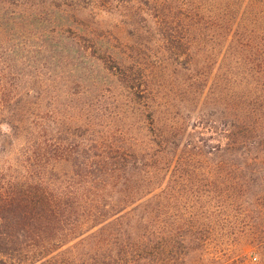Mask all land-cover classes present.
<instances>
[{"label":"rangeland","instance_id":"1","mask_svg":"<svg viewBox=\"0 0 264 264\" xmlns=\"http://www.w3.org/2000/svg\"><path fill=\"white\" fill-rule=\"evenodd\" d=\"M204 3L207 11L200 23L186 21L176 33L171 31L170 49L180 46L185 51L178 58L170 55L177 50L166 52L163 30L148 17L154 12L138 3L117 9L99 3L70 13L76 26L87 29L80 32L87 47L102 43V50L110 51L106 65L112 72L106 75L96 64L79 60L72 73L76 82L65 88L74 95L64 93L59 106L47 104L49 136L56 128L87 127L93 139L107 142L114 151L124 147L122 151L142 155L145 161L155 160L150 188L159 194L135 211L128 207L110 238L89 239L73 249L72 257L112 250L116 259L126 253L134 257L125 264H155L158 259L163 262L156 264H264V118L255 113L247 119L248 104L258 109L250 100L258 95L255 86L261 77L250 71L258 62L239 52L245 49V43L241 42L243 47L239 43V0ZM259 31L263 40L256 43L264 61V28ZM122 79L124 84H119ZM242 120L256 133L255 148L248 156L257 157L255 166L241 165L236 172L211 168L205 154L208 147L222 143L221 126L235 121L241 125ZM244 135L250 139V133ZM22 137L12 152L0 154V167L11 163ZM164 140L166 145L161 144ZM47 168L49 176L63 180L71 171L53 160ZM136 179L132 175L130 184ZM146 223L156 233L155 243L173 239L170 247L160 246L162 254L155 256L156 261L145 260L147 253L136 250ZM106 239L110 249L104 246ZM171 247V255H166Z\"/></svg>","mask_w":264,"mask_h":264},{"label":"trees","instance_id":"2","mask_svg":"<svg viewBox=\"0 0 264 264\" xmlns=\"http://www.w3.org/2000/svg\"><path fill=\"white\" fill-rule=\"evenodd\" d=\"M99 3L115 9L138 3V7L154 12L148 17L165 32L160 34L166 52L177 50L170 53L174 58L185 51L180 46L170 49L174 40L171 31L176 33L186 21L200 23L207 11L204 0H0V154L12 152L15 141L23 136L11 163L0 167V264H125L134 257L126 253L116 259L110 250L84 254L80 259L71 252L98 235L110 238L117 223L127 216L128 207L135 211L159 197L150 188L155 160L145 161L142 155L122 151L124 147L114 151L107 142L93 139L87 127L56 128L55 135L49 136L47 104L59 106L64 93L74 95L65 88L76 82L72 73L79 60L96 64L106 75L112 72L106 65L110 51L102 50V43L87 47L85 35L80 33L87 29H80L69 17ZM237 13L239 43H245L239 52L258 62L257 69L250 71L261 77L255 86L258 95L250 98L258 109L252 110L248 104L247 119L255 113L264 118V61L256 43L263 40L259 30L264 28V0H239ZM89 34L94 39L93 33ZM117 82L124 84L123 79ZM42 108L47 112L42 113ZM235 122L222 125V143L206 151L208 164L217 171L236 172L241 165L252 167L257 162V157H248L256 145L254 126L244 120L241 125ZM246 133L250 139L244 137ZM161 144L166 145L165 140ZM240 147L248 148L247 152L241 153ZM241 158H246L245 163ZM51 160L71 168L65 180L49 176ZM132 175L137 177L135 184H130ZM145 225L136 250L147 253L145 260L156 261L155 256L162 254L160 246L170 247L173 239L167 237L159 245L156 233H151L153 227ZM106 240L104 246L110 249Z\"/></svg>","mask_w":264,"mask_h":264}]
</instances>
